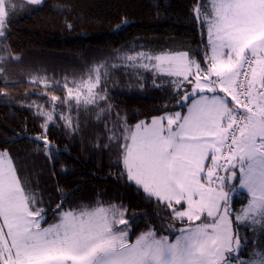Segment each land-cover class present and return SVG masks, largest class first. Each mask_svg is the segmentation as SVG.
I'll use <instances>...</instances> for the list:
<instances>
[{
	"label": "snow or ice",
	"instance_id": "obj_1",
	"mask_svg": "<svg viewBox=\"0 0 264 264\" xmlns=\"http://www.w3.org/2000/svg\"><path fill=\"white\" fill-rule=\"evenodd\" d=\"M27 2L41 5L43 0ZM18 6L16 0H0V37ZM193 13L207 33L203 66L186 51L141 50L118 55L121 64L101 61L79 79H30L50 97V110L35 102L29 105L44 121L42 134L33 139L42 142L50 159L55 145L47 133L57 117L75 132L79 122L74 110L87 112L104 102L107 107L99 109L97 120L111 110L102 87L110 68L150 71L156 87L161 86L156 77L170 78L177 95L186 84L191 86L176 101L187 107L186 113L165 112L132 126L120 118L115 131L108 129L109 144L103 145L116 143L121 177L171 209L172 221L184 224L179 229L167 225L175 238L158 235L149 226L130 239L127 209L99 199L67 209L62 200L51 209L55 222L47 223L43 199L26 186L4 149L0 264H264V250L240 259L247 241L242 243L244 238L233 228L235 220L264 229V0H198ZM127 24L125 19L116 29ZM8 58L20 59L0 56V62ZM57 87L64 90L63 97L49 92ZM240 192L246 193L247 204L234 211L233 196Z\"/></svg>",
	"mask_w": 264,
	"mask_h": 264
},
{
	"label": "trees",
	"instance_id": "obj_2",
	"mask_svg": "<svg viewBox=\"0 0 264 264\" xmlns=\"http://www.w3.org/2000/svg\"><path fill=\"white\" fill-rule=\"evenodd\" d=\"M16 2L19 6L9 18L6 35L0 37V56L20 57L0 62V89H4L0 93V150H8L20 178L43 199L40 206L49 210L47 223L55 222L51 209L62 200L67 209L94 204L99 199L106 205L127 209L130 239L149 226L158 235L174 239L167 225L179 229L184 224L172 221L171 209L155 197L149 198L126 176L121 177L123 166L116 143L107 148L103 145L109 144L108 129L115 131L120 118L132 126L165 112L182 109L184 113L187 108L176 101L191 86L186 84L177 95L170 78L156 77V84L161 85L156 87L150 71L110 68L102 87L107 89L111 110L99 120L96 115L107 107L104 102L87 112L77 114L74 110L72 115L79 122L75 132L66 129L57 117L56 125H50L47 133L55 145L50 159L42 142L33 139L42 134L43 118L35 115V107H29L35 102L50 110V97L42 94L43 85L32 84L30 79L46 76L61 83L65 77L79 79L101 61L121 64L118 55L141 50L154 54L186 51L203 65L207 33L194 18L198 0H44L41 5L27 0ZM125 19L128 24L117 30ZM49 92L65 95L60 87ZM234 225L237 227L235 220ZM241 230L250 253L264 250V229L248 224Z\"/></svg>",
	"mask_w": 264,
	"mask_h": 264
},
{
	"label": "rangeland",
	"instance_id": "obj_3",
	"mask_svg": "<svg viewBox=\"0 0 264 264\" xmlns=\"http://www.w3.org/2000/svg\"><path fill=\"white\" fill-rule=\"evenodd\" d=\"M44 1V0H43ZM203 66V65H202ZM189 92H191V90L189 91ZM221 95H223V93H221ZM229 99H231L230 97H229ZM186 103H190V100L188 101V102H186ZM186 107V106H185ZM187 108V107H186ZM178 111H180V112H182L183 113V110L182 109H180V110H178ZM176 112V111H175ZM187 112V109H186V111L184 112V113H186ZM168 113H171V112H168ZM163 115V114H162ZM158 116H160V115H158ZM145 121V120H144ZM151 121V120H150ZM150 121H147V122H150ZM245 199H247L246 198V193H243V192H240V193H237V194H235L234 196H233V201H232V209L234 210V211H237V210H239L241 207H243V206H245L246 204H247V201H243V200H245ZM125 219H127L126 217H125ZM248 224H244V225H237V227L234 225V220H233V228H234V230L235 231H237L242 237H243V235L244 234H242L243 233V231L241 230V228L242 227H245V226H247ZM44 226H47V225H44ZM183 227V226H182ZM130 235V234H129ZM244 241H242V243H243ZM247 246V245H246ZM250 252L247 250V247H244L243 248V250L240 252V254H239V256H240V259L241 260H246V259H249V256H250ZM233 264H236V262L234 261L233 262Z\"/></svg>",
	"mask_w": 264,
	"mask_h": 264
}]
</instances>
